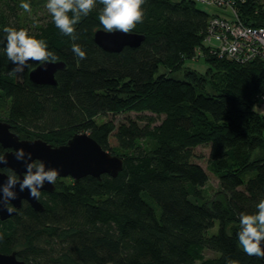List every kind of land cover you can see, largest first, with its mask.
I'll return each mask as SVG.
<instances>
[{
    "label": "trees",
    "instance_id": "trees-1",
    "mask_svg": "<svg viewBox=\"0 0 264 264\" xmlns=\"http://www.w3.org/2000/svg\"><path fill=\"white\" fill-rule=\"evenodd\" d=\"M232 1L239 21L264 27V3ZM21 2L47 0H0V120L22 139L53 146L87 133L123 159V169L116 177L56 182L53 193L41 192L42 212L24 203L0 220V252L20 249L27 264H264L233 235L240 213H255L264 199V157L251 159L264 148V61L220 57L210 22L229 19L231 11L209 14L196 0H145L144 21L133 30L145 40L111 53L93 40L103 29L99 0L75 26L76 41L51 16L40 24L27 20ZM5 26L47 41L66 64L56 87L30 82L39 62L29 61L21 79L9 75L15 65L4 51ZM73 43L86 59L72 52ZM197 58L209 66L202 75L184 66ZM184 68V79L171 77ZM132 112L138 121L106 119ZM198 146L210 149L218 199L204 195L209 176L194 162ZM216 223L217 232L208 234Z\"/></svg>",
    "mask_w": 264,
    "mask_h": 264
},
{
    "label": "clouds",
    "instance_id": "clouds-1",
    "mask_svg": "<svg viewBox=\"0 0 264 264\" xmlns=\"http://www.w3.org/2000/svg\"><path fill=\"white\" fill-rule=\"evenodd\" d=\"M97 0H47L46 8L51 14L52 21L60 32L76 41V25L82 17L88 16L96 7ZM103 6L98 15L99 23L105 33L130 34L138 24L144 21L145 0H99ZM19 7L25 12L31 13L28 2H21ZM6 46L4 51L7 58L15 65L9 75L15 76L22 73L29 61L41 64L54 63L58 57L49 50L46 40L37 38L27 28L5 26ZM72 52L80 59H86V52L79 44H72ZM17 161H23L26 171L19 178L15 170L9 169L7 180L0 185V210H6L9 214L15 211L10 201L18 197L15 190L19 185L20 192L29 191L32 198L39 200L41 189L45 183L55 184L58 178V170L48 168L44 161L33 160L30 152L20 148L14 152ZM5 155L0 154V164H7ZM253 214L240 213L238 231L236 233L240 246L248 256L264 258V199L256 205ZM2 238V236H0ZM226 264H240L238 259L228 258Z\"/></svg>",
    "mask_w": 264,
    "mask_h": 264
},
{
    "label": "water",
    "instance_id": "water-1",
    "mask_svg": "<svg viewBox=\"0 0 264 264\" xmlns=\"http://www.w3.org/2000/svg\"><path fill=\"white\" fill-rule=\"evenodd\" d=\"M93 40L104 51L118 53L125 47H139L145 40V36L133 32L127 35L123 33L109 34L105 33L103 29H98L94 32ZM65 68L66 64L63 61L46 65L40 63L29 72L28 78L35 86L56 87L58 84L56 74ZM0 145L10 150L3 154L8 163L6 165L0 164V185L7 180V174L1 172V169L15 170L19 178L23 177V173L26 171L24 162L17 161L14 156V152L20 148H23L26 153H32L33 160L40 159L45 162L48 168L57 169L58 178L71 177L76 182L87 176L100 179L101 175L108 174L116 177L123 169V159L105 150L87 133L75 134L66 144L53 146L41 139H20L17 134L11 131L10 124L0 120ZM55 189V184L45 183L44 188L40 191L53 193ZM15 190L18 197L10 201V205L14 207L15 211L9 214L6 210H0L1 220H6L15 215L24 201L35 211L42 212L44 210L42 203L32 198L28 190L20 192L19 185L16 186ZM0 198H2V192H0ZM237 231L233 232L236 238ZM0 264L26 263L19 261L15 253L9 255L0 253Z\"/></svg>",
    "mask_w": 264,
    "mask_h": 264
},
{
    "label": "built area",
    "instance_id": "built-area-1",
    "mask_svg": "<svg viewBox=\"0 0 264 264\" xmlns=\"http://www.w3.org/2000/svg\"><path fill=\"white\" fill-rule=\"evenodd\" d=\"M200 3L228 9L229 19L213 17L210 22V37L217 41L220 57L246 63L260 59L264 61V27L246 26L238 20L232 0H196ZM262 108L264 111V97Z\"/></svg>",
    "mask_w": 264,
    "mask_h": 264
},
{
    "label": "rangeland",
    "instance_id": "rangeland-1",
    "mask_svg": "<svg viewBox=\"0 0 264 264\" xmlns=\"http://www.w3.org/2000/svg\"><path fill=\"white\" fill-rule=\"evenodd\" d=\"M261 3H264V0H259ZM46 3L47 2H40L34 6H31V13L26 12L28 19L27 20H32L34 23H42L44 20H46L48 17L51 16L49 11L46 8ZM197 7L208 12L209 14H220L221 10H218L219 8L215 6H208L202 3H197ZM235 10H237L234 7ZM237 12V11H236ZM184 66L190 69L195 70L199 75H202L203 73L206 72L208 66V63L205 62L203 58H197V59H192V60H186L184 63ZM160 71L165 72L163 68L160 69ZM186 71V68L178 70L176 73L170 74L171 77L177 78V79H184V73ZM19 79L22 78V73L18 74ZM0 112V118L2 119L3 113ZM128 118H131L132 120L138 121L137 114L136 113H121L116 116H107L106 119H113L116 122H125L128 120ZM2 121V120H1ZM98 121H102V118H98ZM140 124H143V122L140 121ZM110 145L115 147L117 145L116 140L114 137L110 138ZM194 153L196 156L194 157V162L199 164L202 168L206 170L209 176V180L204 188V195L206 198H219V195H217V191L219 190V181L218 179L208 170V160H209V155H210V149L208 146H198L195 150ZM264 157V148L261 149H256L253 154L251 159H258V158H263ZM58 182L61 187L71 184L73 182L72 178L70 177H61L58 178ZM218 230V223L215 224L213 228H211L208 232V234H213L216 233ZM216 254L211 251H206V256H215Z\"/></svg>",
    "mask_w": 264,
    "mask_h": 264
},
{
    "label": "flooded vegetation",
    "instance_id": "flooded-vegetation-1",
    "mask_svg": "<svg viewBox=\"0 0 264 264\" xmlns=\"http://www.w3.org/2000/svg\"><path fill=\"white\" fill-rule=\"evenodd\" d=\"M20 138V137H19ZM20 139H22V138H20ZM1 153L0 154H4V153H6V152H8V151H10L9 149H5V148H3L2 146H1ZM6 171H9V169H1V172H3V173H6V174H8ZM18 176V175H17ZM71 178V177H70ZM73 180V179H72ZM74 181V180H73ZM80 181V180H79ZM78 181V182H79ZM56 182H58V179L56 180ZM75 183H78V182H76V181H74ZM24 203H27V202H23V204ZM22 204V205H23ZM21 208H22V206H21ZM20 208V209H21ZM20 209H18L17 210V212L20 210ZM11 218V217H10ZM10 218H8V219H10ZM8 219H6V220H8ZM1 220V219H0ZM3 221V220H2ZM1 253V252H0ZM12 253H15V256H16V258L19 260V261H23V262H25V260H23V259H25L26 257H24V256H26V255H22V251L20 250V249H15V250H13L11 253H8L7 255H9V254H12ZM2 254H6V253H2ZM26 263V262H25ZM27 264V263H26Z\"/></svg>",
    "mask_w": 264,
    "mask_h": 264
}]
</instances>
